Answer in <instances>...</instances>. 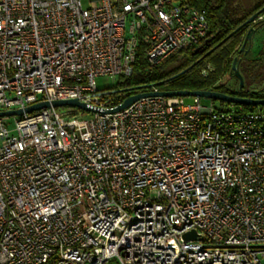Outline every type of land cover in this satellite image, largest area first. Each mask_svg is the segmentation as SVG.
Segmentation results:
<instances>
[{
  "label": "built area",
  "instance_id": "2783aa9c",
  "mask_svg": "<svg viewBox=\"0 0 264 264\" xmlns=\"http://www.w3.org/2000/svg\"><path fill=\"white\" fill-rule=\"evenodd\" d=\"M207 31L188 0H0V111L92 109L0 117V264H264V108L110 112L122 101L97 86Z\"/></svg>",
  "mask_w": 264,
  "mask_h": 264
},
{
  "label": "trees",
  "instance_id": "16d2710c",
  "mask_svg": "<svg viewBox=\"0 0 264 264\" xmlns=\"http://www.w3.org/2000/svg\"><path fill=\"white\" fill-rule=\"evenodd\" d=\"M188 2L192 7L205 11L208 31L204 40L200 42L201 44L207 43L205 48L199 49V45H196L181 50L153 68L148 66L141 53H137L130 76L124 78L123 81H118L114 87L98 90L113 97L115 102L122 101L131 94L153 88L160 91L212 89L231 95L264 98V88L255 92H244L228 89L220 83V77L223 74L232 75L230 67L235 56L239 71L244 78V72L241 70L242 60L238 57V53H240L238 49L251 23L242 26L214 50L203 56L256 11L262 9L259 17L264 16V2L243 13H240L241 10L235 6V0H188ZM262 25H264V18H260L255 23V32ZM194 62L195 64L191 68L173 77ZM207 65H210L212 69L208 71L207 75H203L202 70ZM221 103L232 105L226 102ZM237 107L250 111L257 107L264 108V105H237Z\"/></svg>",
  "mask_w": 264,
  "mask_h": 264
},
{
  "label": "water",
  "instance_id": "95a60500",
  "mask_svg": "<svg viewBox=\"0 0 264 264\" xmlns=\"http://www.w3.org/2000/svg\"><path fill=\"white\" fill-rule=\"evenodd\" d=\"M262 9L256 11L251 16H249L245 21H243L239 26H237L231 33H229L225 38H223L221 41H219L216 45H214L212 48H210L203 56L210 53L212 50H214L217 46H219L223 41H225L229 36H231L235 31L240 29L242 26L246 24H250L249 29L244 35V38L242 40V43L238 49L239 52L243 51L244 54L248 53L251 44H252V38L256 31L255 23L257 20L260 19L259 13ZM248 45L247 48L245 46ZM198 49V48H197ZM195 64L192 63L187 68L183 69L179 73H176L174 76H177L178 74L185 72L189 68H191ZM230 73L236 77L239 81V89L243 86V76L239 71L238 68V62L237 57H233L231 67H230ZM148 96H163V97H174V96H182V97H204L209 98L212 100H218L220 102H226L230 104H236V105H251V106H258V105H264V98H253V97H246V96H238V95H231L224 92L212 90V89H201V90H170V91H160V90H144L140 91L134 94H131L127 97H125L120 104H118L114 109L110 110V112H116L123 108L128 107L136 100L148 97ZM49 106L53 107H63V106H76L81 109L85 110H92L91 108L87 107L84 102L79 101L77 98H70V99H56L52 101H39L33 104H30L24 108H17V109H11V110H3L0 111V117H8V116H14V115H22L23 113H30L35 110H39L42 108H46ZM195 238V232L189 231L184 234V239H194Z\"/></svg>",
  "mask_w": 264,
  "mask_h": 264
},
{
  "label": "rangeland",
  "instance_id": "374dc122",
  "mask_svg": "<svg viewBox=\"0 0 264 264\" xmlns=\"http://www.w3.org/2000/svg\"><path fill=\"white\" fill-rule=\"evenodd\" d=\"M264 2V0H235V6L241 10L240 13L247 11L249 8ZM83 6H87V0H82ZM260 18H264L261 16ZM241 70L244 72L243 86L239 89V81L236 77L225 73L220 77V83L224 87L231 90H242L244 92H255L264 88V25H262L257 32L254 33L252 44L248 53L242 59ZM97 86L100 90L114 87L117 82V77L99 76L97 79ZM187 101L192 100V97H185ZM203 106L213 105L214 107H224L228 109L238 108L237 105L222 104L218 100L209 98H201ZM6 124L10 129L14 127L15 117L8 116L5 118ZM14 134V132H12Z\"/></svg>",
  "mask_w": 264,
  "mask_h": 264
},
{
  "label": "flooded vegetation",
  "instance_id": "af4514ba",
  "mask_svg": "<svg viewBox=\"0 0 264 264\" xmlns=\"http://www.w3.org/2000/svg\"><path fill=\"white\" fill-rule=\"evenodd\" d=\"M198 45H199V49H200V48L202 49L203 47L205 48V47L207 46V43H204V44H201V43H200V44H198ZM247 47H248V45L245 46V48H247ZM246 54H247V53H246ZM246 54H244L243 51H241L240 53H238V57L242 60L243 57H244Z\"/></svg>",
  "mask_w": 264,
  "mask_h": 264
}]
</instances>
